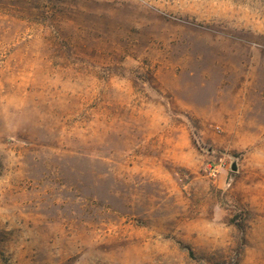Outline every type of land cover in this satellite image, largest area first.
<instances>
[{
    "label": "rangeland",
    "instance_id": "1",
    "mask_svg": "<svg viewBox=\"0 0 264 264\" xmlns=\"http://www.w3.org/2000/svg\"><path fill=\"white\" fill-rule=\"evenodd\" d=\"M0 264H264V0H0Z\"/></svg>",
    "mask_w": 264,
    "mask_h": 264
},
{
    "label": "water",
    "instance_id": "2",
    "mask_svg": "<svg viewBox=\"0 0 264 264\" xmlns=\"http://www.w3.org/2000/svg\"><path fill=\"white\" fill-rule=\"evenodd\" d=\"M234 168L236 167V165L234 164V166H233Z\"/></svg>",
    "mask_w": 264,
    "mask_h": 264
}]
</instances>
